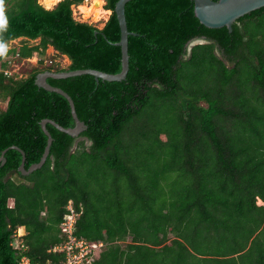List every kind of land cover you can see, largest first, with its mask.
I'll return each instance as SVG.
<instances>
[{
  "label": "trees",
  "instance_id": "1",
  "mask_svg": "<svg viewBox=\"0 0 264 264\" xmlns=\"http://www.w3.org/2000/svg\"><path fill=\"white\" fill-rule=\"evenodd\" d=\"M83 1L5 0L0 41L21 38L5 55L51 46L69 64L0 74V264L63 263L52 249L67 205L74 236L104 244L90 264H264V6L229 31L202 25L192 0L128 1L126 77H48L86 128L71 136L47 123L44 163L19 170L21 151L25 170L44 152L43 119L74 126L67 99L38 87V73L121 69L117 0H104L101 28L74 18Z\"/></svg>",
  "mask_w": 264,
  "mask_h": 264
},
{
  "label": "water",
  "instance_id": "2",
  "mask_svg": "<svg viewBox=\"0 0 264 264\" xmlns=\"http://www.w3.org/2000/svg\"><path fill=\"white\" fill-rule=\"evenodd\" d=\"M130 0H117L115 3L114 11L118 21L119 29H120V39L116 43L120 46L121 51V69L118 73H106L100 70L85 68V69H76V70H69V71H59V72H52V71H43L37 74L35 83L38 87H41L45 90L56 92L64 96L70 106V112L72 118L74 120L73 127H62L55 121L51 119H43L41 121V127L47 136V143L44 149V152L39 160V162L30 165V167L25 170L24 169V153L21 151L23 157L22 161L19 166V170L23 174H29L35 169L41 167L44 163L50 144L52 142V137L48 130L46 129V124L50 123L58 130L65 132L71 136H77L81 131L86 128V125L79 120L77 117L73 100L71 97L63 91L61 88L52 86L47 82V78H66L76 75L82 74H90L93 75L96 80L102 79L106 81H120L126 77L128 71V51H127V44H128V35L133 34L132 32L128 31L127 24L125 20V4ZM193 1V9L194 14L199 20V22L208 27V28H220L226 26L227 29L231 30L232 23L243 16L251 12L252 10L258 9L264 6V0H192ZM206 40L204 38L200 39H193L187 45V51L190 52L192 46L199 43H205ZM12 148H17L16 146H11ZM3 150L0 155L1 163L5 162L4 152ZM260 204H263L262 202ZM264 205V204H263Z\"/></svg>",
  "mask_w": 264,
  "mask_h": 264
},
{
  "label": "built area",
  "instance_id": "3",
  "mask_svg": "<svg viewBox=\"0 0 264 264\" xmlns=\"http://www.w3.org/2000/svg\"><path fill=\"white\" fill-rule=\"evenodd\" d=\"M86 1V0H85ZM74 7V6H73ZM38 56V60H43L42 55L33 54ZM32 55V57H34ZM37 60V61H38ZM6 63L7 66L4 67L2 64ZM12 63L7 56L3 57L0 74H3L6 77L20 78L22 75L16 70L9 68V64ZM67 214L60 223V233L64 237L61 244L53 247L52 251H60L65 254V261L61 264H90L93 258V251L98 247H103L104 244L102 241L98 242H87L83 239H78L74 236V224L77 218L78 213L74 210L72 205H67ZM25 234L24 227H18L16 230V240L14 242L15 247H22L21 236ZM17 264H32L26 256H21Z\"/></svg>",
  "mask_w": 264,
  "mask_h": 264
},
{
  "label": "rangeland",
  "instance_id": "4",
  "mask_svg": "<svg viewBox=\"0 0 264 264\" xmlns=\"http://www.w3.org/2000/svg\"><path fill=\"white\" fill-rule=\"evenodd\" d=\"M59 1V0H58ZM38 2L43 5L45 8H51L53 5H55L57 2L55 3H51L49 4L47 2V0H45V2H40V0H38ZM93 0H84L80 5L74 6L73 7V16L76 20L79 21H84V22H88L91 24L96 25L98 28H101L103 26V23L108 19V16L110 14V11H107V13L104 14V16L102 18H99L97 20H95L94 17H92L90 14L86 13V12H81L82 8H80V6L84 5L87 8L91 7ZM104 5V0L101 3V7L103 8ZM38 42V39L36 40H29L28 44H35ZM21 41L19 39L13 40L8 42L5 46V50L6 49H11L13 47H18L20 46ZM216 53L221 57L220 53L218 51H216ZM42 55V58H44L43 60V64L42 65H50V63L52 64H56L59 65L61 67H66L69 64L68 59L65 56H61L59 54H57L56 52H54L53 50H51L49 47L44 51ZM34 56V55H33ZM3 57H5L4 55V51L0 52V66H1V62ZM37 57L38 56H34V57H29V58H20L19 60H15V58L13 57H8V59H10L12 61V63L9 64V68L16 70L18 73H20L22 76H25L33 67L37 66ZM39 65V64H38ZM0 107H4L5 104H3L2 102H0ZM74 149V147H73ZM72 149V150H73ZM9 204L11 205V201L9 202ZM260 204V203H258ZM103 249V247H98L96 248L92 253H93V258L95 259L99 253L101 252V250Z\"/></svg>",
  "mask_w": 264,
  "mask_h": 264
},
{
  "label": "bare ground",
  "instance_id": "5",
  "mask_svg": "<svg viewBox=\"0 0 264 264\" xmlns=\"http://www.w3.org/2000/svg\"><path fill=\"white\" fill-rule=\"evenodd\" d=\"M102 1L103 0H93L90 8H87L84 5L80 6V8H82L81 12L82 13L86 12V13L90 14L92 17L95 18V20L102 18L104 16V14L107 13V10H104L101 7Z\"/></svg>",
  "mask_w": 264,
  "mask_h": 264
},
{
  "label": "clouds",
  "instance_id": "6",
  "mask_svg": "<svg viewBox=\"0 0 264 264\" xmlns=\"http://www.w3.org/2000/svg\"><path fill=\"white\" fill-rule=\"evenodd\" d=\"M40 2H45V0H40ZM49 4L58 2V0H47ZM8 24L7 17L5 15V0H0V32L6 29ZM6 46L3 41H0V52L5 50Z\"/></svg>",
  "mask_w": 264,
  "mask_h": 264
},
{
  "label": "crops",
  "instance_id": "7",
  "mask_svg": "<svg viewBox=\"0 0 264 264\" xmlns=\"http://www.w3.org/2000/svg\"><path fill=\"white\" fill-rule=\"evenodd\" d=\"M53 6H54V5H53ZM53 6H52V7H53ZM52 7H51V8H52ZM103 24H104V23H103ZM18 39L21 40V38H18ZM15 40H16V39H15ZM12 41H13V40H12ZM48 47H49L51 50L54 51V49H53L51 46H48ZM7 50H8V49L4 50V55H5V52H6ZM54 52H55V51H54ZM5 56H6V55H5ZM68 61H69V60H68Z\"/></svg>",
  "mask_w": 264,
  "mask_h": 264
}]
</instances>
